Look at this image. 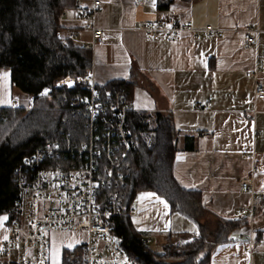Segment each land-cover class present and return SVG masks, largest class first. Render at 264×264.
I'll use <instances>...</instances> for the list:
<instances>
[{
  "label": "crops",
  "instance_id": "crops-1",
  "mask_svg": "<svg viewBox=\"0 0 264 264\" xmlns=\"http://www.w3.org/2000/svg\"><path fill=\"white\" fill-rule=\"evenodd\" d=\"M99 1L96 24L105 41L92 51L90 69L98 86L130 82L136 112L170 116L179 133L173 174L183 189L200 195L207 212L200 223L215 232L235 222L228 239L208 245L202 257L209 255L208 264H264V99L256 96L257 85L264 87V0H173L167 10L159 8V0L155 7L153 0ZM167 16L193 22L197 32L150 37L141 30ZM209 26L216 31L207 38ZM250 29L252 46L245 40ZM79 34L77 44L91 40L90 32ZM15 89L10 72L0 68V112L17 107ZM248 178L253 184L244 191L241 181ZM145 193L154 195L141 199ZM132 206L138 210L131 219L134 229L157 242L155 251L198 238V223L173 212L157 192L137 193ZM5 215L0 246L11 219L0 216ZM49 237L50 264L54 256L64 264V253L88 235L52 231Z\"/></svg>",
  "mask_w": 264,
  "mask_h": 264
},
{
  "label": "built area",
  "instance_id": "built-area-1",
  "mask_svg": "<svg viewBox=\"0 0 264 264\" xmlns=\"http://www.w3.org/2000/svg\"><path fill=\"white\" fill-rule=\"evenodd\" d=\"M100 6L99 0L90 5L79 1L73 17L61 18L77 26L69 32V40L80 42L79 32L85 30L92 36L82 43L85 49L94 51L104 43V30L96 24ZM141 30L150 37L197 32L193 22L182 23L176 16L144 24ZM204 31L210 38L216 30L209 26ZM252 32H245L249 46L256 42ZM56 87L80 90L65 99V104L68 112L83 119L86 129L81 134H60L17 167L15 217L10 219L7 239L0 246V264H50L52 231L88 235L84 244L66 254L69 264H139L113 240L115 219L138 217V210L128 206L126 195L132 175L129 160L138 149L128 118L135 111L132 101L122 91L99 87L93 70L61 79ZM256 96L264 99V87L257 85ZM252 184L251 178L241 181L244 191Z\"/></svg>",
  "mask_w": 264,
  "mask_h": 264
},
{
  "label": "trees",
  "instance_id": "trees-1",
  "mask_svg": "<svg viewBox=\"0 0 264 264\" xmlns=\"http://www.w3.org/2000/svg\"><path fill=\"white\" fill-rule=\"evenodd\" d=\"M79 1L83 0H0V68L10 72L13 87L34 104L40 103L45 89L53 99L49 110L10 108L0 112V215L15 217V171L23 160L66 131L81 134L86 129L83 119L68 112L63 101L80 90L55 87L59 80L83 76L92 68V51L69 40L73 28L61 23ZM172 1L159 0V8L167 10ZM132 87L130 82L118 81L104 89L119 90L131 98ZM128 118L138 147L129 160L128 206L139 192H157L173 212L197 222L199 234L194 242L169 244L159 254L150 248L148 238L134 229L130 218H117L113 240L139 264H208L209 255L202 257L208 245L226 241L235 222H222L215 232L200 223L207 213L200 195L183 189L173 174L179 133L170 116L134 111ZM188 140L192 149V138Z\"/></svg>",
  "mask_w": 264,
  "mask_h": 264
},
{
  "label": "rangeland",
  "instance_id": "rangeland-1",
  "mask_svg": "<svg viewBox=\"0 0 264 264\" xmlns=\"http://www.w3.org/2000/svg\"><path fill=\"white\" fill-rule=\"evenodd\" d=\"M66 13L68 14L67 17L68 16L73 17V11L66 12ZM61 23L64 24V25H66V26H68V27H70V28H73V29L74 28H77V26H75V24H72V23H68V22H64V21L63 22L61 21ZM67 34L68 33H66L65 31L62 33L63 36H66ZM50 92L51 91H48L47 95H41V97H40V99H41L40 103L39 104H34L32 102V99L28 95H26L25 93H23L19 89H15V96H16V99H17V107L16 108L17 109H23L26 112H29V111L35 110V109L49 110L50 108H48V107H53L51 105L52 104L51 103V100L53 102V99L48 97V95H49ZM65 99H67V98L65 97ZM65 99L63 100L64 102H65ZM156 245H157V242L155 240L153 242H151V240H150L149 246H150L151 249L154 248V250H156L158 248V247H156Z\"/></svg>",
  "mask_w": 264,
  "mask_h": 264
},
{
  "label": "snow or ice",
  "instance_id": "snow-or-ice-1",
  "mask_svg": "<svg viewBox=\"0 0 264 264\" xmlns=\"http://www.w3.org/2000/svg\"><path fill=\"white\" fill-rule=\"evenodd\" d=\"M152 6L153 7L156 6L155 0H153V5ZM82 7H84V6H82ZM169 27H171V25H169ZM4 75L7 76L8 74L5 73ZM67 83H68V86L69 87L72 86V82L71 81H69ZM48 91L49 90L45 89V91L42 92L41 95H47ZM96 187H99V185H96ZM152 195H154V194L153 193H145V194H142L141 199H143L145 196H152ZM157 199H159V198L157 197ZM161 202H163V201H161ZM165 207H167V205H165ZM7 220H8V217L6 215L5 216H0V226H3L4 222L7 221ZM5 239H7V237H5ZM68 247H72V245L69 244ZM53 260H54V264H58V261H57V257L56 256H54Z\"/></svg>",
  "mask_w": 264,
  "mask_h": 264
},
{
  "label": "bare ground",
  "instance_id": "bare-ground-1",
  "mask_svg": "<svg viewBox=\"0 0 264 264\" xmlns=\"http://www.w3.org/2000/svg\"><path fill=\"white\" fill-rule=\"evenodd\" d=\"M69 81H71V82H72V86H73V81H72V79H69V80H68V82H69Z\"/></svg>",
  "mask_w": 264,
  "mask_h": 264
},
{
  "label": "water",
  "instance_id": "water-1",
  "mask_svg": "<svg viewBox=\"0 0 264 264\" xmlns=\"http://www.w3.org/2000/svg\"><path fill=\"white\" fill-rule=\"evenodd\" d=\"M159 254H161V252Z\"/></svg>",
  "mask_w": 264,
  "mask_h": 264
}]
</instances>
